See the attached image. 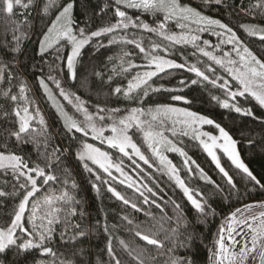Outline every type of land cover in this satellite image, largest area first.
<instances>
[{
  "label": "snow or ice",
  "instance_id": "1",
  "mask_svg": "<svg viewBox=\"0 0 264 264\" xmlns=\"http://www.w3.org/2000/svg\"><path fill=\"white\" fill-rule=\"evenodd\" d=\"M204 2L209 3L210 0H204ZM215 2L219 4L221 0H215ZM76 6L77 0H0V15L6 17L5 30L6 32L10 30L12 34L11 40H5L2 44V47L8 50L11 59L0 60V84L8 85L7 88H0V97L12 105L11 112L0 105V114L7 121L6 126H0L2 128L0 174L11 177V191H5L9 185V180L6 178L0 186V198L18 201L14 203L9 213V222L0 226V254L6 256L9 251H12L19 258L38 252L40 257H51V259H41L35 264H75L74 257L83 256L85 250L77 249L70 257L61 258L55 241V233L60 226L63 227L60 239L65 242H79L80 238L88 237L100 227H103L105 233H109L110 226L106 220L103 225L99 220L94 224L85 225L76 221L77 216L83 219L87 214L81 207L83 201L77 199L76 195L70 191V189L78 188L74 180L70 182L64 178L63 187L58 194L55 190H49L44 196H39L42 190L41 181L43 185L57 181L59 177L55 174V169L62 165L65 154H74L83 169L94 177L91 187L98 195L101 193L102 186L106 185L107 192L123 205L130 206L136 212L144 211L109 183L108 178L117 179L112 173V169H115L124 177L119 180L121 185L126 184L127 188H134L135 192L143 198V204L154 205L159 210L161 213L159 218L151 211L145 212L146 216L159 225L157 231H152L151 228L142 231L139 225H135L130 230L134 231L135 236L145 241L147 245L160 250L161 254L166 252L168 259L164 261V264H191L190 259L174 256L175 250L184 247L186 241L191 239V236L181 239L183 236L181 229L187 226L181 204L171 200L173 215H169L165 207L154 198L156 193L151 187L147 184L137 185L132 176L124 171L123 159L114 162L108 151H103L94 143H89L87 139L91 136L92 140H99L101 144L106 143L110 149H118L119 153L131 161L135 169H140V165L133 159L134 156L149 168L155 167L156 165L150 162L149 157L129 134V130L135 128L142 133L143 141L152 157L158 160L157 170L164 172L170 180L175 182L176 187L182 191L198 216L203 218L201 222H206L209 216L217 215L216 210L208 203V199L204 197L201 190L188 186L180 174V169L163 154L162 149L178 153L183 158L187 173L193 177L198 175L200 180L213 185L214 194L224 189L183 148L176 146L174 141L165 135L166 132H171L173 136L177 134L191 136L193 140L198 141L199 146L211 158L222 179L229 186L227 198L235 196L239 200V206L222 217L214 233L213 246L209 249L210 264H264V210L253 213L255 208L264 209V200L243 202L233 176L222 165L221 157L216 152V149H221L235 169L244 174L253 188L258 186L259 189L264 190V183L240 158L237 141L220 123L192 110L190 106L193 100L185 95H171V101H180L189 107H178L174 103L155 104L146 108L142 106L144 97L149 96V92H160L163 89L162 85L153 87L154 77L159 78L161 74L169 75L170 70L186 69L199 78L190 80L192 85L208 82L214 88L224 92L225 99L221 100L215 95L211 97L213 101L219 103L220 107L244 116H253L252 109L241 106L238 98H251L264 108V59L253 52L228 23L205 14L202 9L183 3V0H104L98 11L85 13L83 24L77 20ZM17 8L21 9L19 13L16 12ZM33 8L36 9L37 17L42 22L38 30L37 43L41 60L49 67L47 81L55 85L59 96L74 110L70 113L64 104L58 102L46 80L42 77L38 78L40 87L44 89L48 100L57 109L62 120L63 135L68 140L66 146L53 145L50 125L39 107H33L35 101L30 100L28 96L30 90L16 67L19 60L15 54L21 52L23 41L29 38L35 28L34 23L29 19ZM136 12L139 14H135ZM239 12L253 18L264 17V0H250L246 7L239 6ZM144 14L154 17L153 21L149 23L142 19ZM17 15L22 16L23 19H15ZM101 17L104 18V22L93 30L92 25ZM172 22H175V27L180 29L179 32L172 30ZM239 28L248 36L258 37L264 41V24L241 23ZM209 32L219 40L214 50L221 49V45H230V50L221 49L223 55L217 56L214 51L207 50L210 46L208 40H203V46H201L199 33ZM145 34H152L159 40H153L151 36ZM103 37H107V45L100 42V38ZM94 38H96V47L119 45L120 51L115 57H107L109 62L116 61L112 64L111 75H108L107 81L104 80V74L101 71L94 70L92 74L102 85L108 82L114 83V76H124L127 79V86L118 84L111 88L108 95L122 94L126 100L141 106L122 110L102 106L98 102L93 106L95 111H90L86 101L76 92L66 90L62 86V81L52 74L57 71V62L63 60L64 63L59 66L60 70L66 68V75L75 80L82 50L90 45ZM127 45H134L139 52L133 53L126 50ZM176 45H192L195 49L192 55L196 56L200 53L223 68L231 81H235V88L229 79L216 74V69L211 64L205 65V71L198 67L197 63H188L187 60L178 63L175 59L160 54L168 53ZM232 53L235 54V58L232 57ZM133 55L140 56L144 63H134L131 59ZM46 57L50 59H45ZM134 69L135 74L128 79V75ZM207 73H211L212 76L210 77ZM13 81H19V83L13 85ZM219 81L222 83H218ZM87 83L85 78L82 86H86ZM179 83L187 87L189 81L181 79ZM13 87L17 88L16 92H13ZM163 90L177 91L176 89ZM122 111L123 115H121ZM77 114L82 118H77ZM10 116L15 119H9ZM202 125H212L218 130L219 135L201 131ZM106 128L110 129L111 135H105ZM13 142L15 147H12ZM26 144H31L37 151L38 161L25 157L17 150L21 145ZM193 165L195 167H192ZM101 170L103 174H107L108 178H104ZM62 171L68 172V169L63 168ZM146 175L149 180L156 183L150 174ZM141 188H144L153 198L150 199L148 195H145ZM121 219L128 225H133V221L127 215L122 216ZM172 222L175 226L164 227L165 224ZM116 227L117 225H111V229ZM161 233L164 234L163 239L159 238ZM116 239L136 264H154L156 261L157 257L146 254V249L132 248L125 240ZM166 243L171 244V247L165 249ZM106 250L110 257L109 264H123L113 247L111 235L108 237ZM0 264H9V262L0 259Z\"/></svg>",
  "mask_w": 264,
  "mask_h": 264
},
{
  "label": "trees",
  "instance_id": "2",
  "mask_svg": "<svg viewBox=\"0 0 264 264\" xmlns=\"http://www.w3.org/2000/svg\"><path fill=\"white\" fill-rule=\"evenodd\" d=\"M104 0H77L76 6V16L77 20L83 24L85 22V13H91L93 10H99V7L102 6ZM250 0H221L219 4L215 0H210L209 3H205L204 0H183V3L189 4L192 7L202 9L205 14L214 16L216 18L222 19L224 22L228 23L234 30L237 31V34L241 37L245 44L255 52L258 56H261L264 59V41H261L258 37L248 36L239 28L241 23H262L264 24V17H249L243 13L239 12V6H247ZM21 9L17 8L16 12L19 13ZM135 12V10H132ZM135 14H139L136 12ZM17 20H22V16H15ZM29 19L34 23L35 28L30 34L29 38L23 41L21 52L15 54L19 60V64L16 65L19 73L21 74L22 79L27 83L29 88L28 96L30 100L35 101L33 107L38 106L41 113L43 114L48 125H50V132L53 136L52 143L53 145H62L66 146L68 143L67 137L63 135V124L60 119L57 109L53 104L48 100L44 89L39 85L38 78H44L49 85V88L52 89L53 94L56 95L59 103H62L66 106L67 110L70 113H73L74 110L62 97L59 96L58 90L55 88V85L51 81H47V76L49 75V67L47 64L43 63L41 56L38 52V39L39 32L38 30L42 26L41 20L37 17L36 9H31ZM142 19L151 23L154 17L144 14ZM104 22V18L101 17L95 21L92 25L93 30ZM6 17L0 15V60H10L11 56L8 54V50L2 47V44L5 40L10 41L12 38L11 31L5 30ZM171 28L174 31L179 32L180 29L175 27V22L171 23ZM146 36H151L153 40H159L158 37L152 34H145ZM201 41L199 42L203 46V40H208L210 46H208L209 51H214V54L217 56H222L223 51L230 50V45H221V49H215L214 46L219 42L218 38L215 35L209 33L199 34ZM100 42L107 45V37L100 38ZM147 43V41H145ZM126 50L138 53L139 50L135 49L134 45H127ZM120 51L119 45H108L104 48L96 47V38L93 39L92 43L86 46L82 50V55L77 65L78 75L75 80L71 79L66 75L67 69L64 68L60 70V65L64 63L63 60L57 62V71L52 73L56 75L58 79L62 81V86L66 90L74 91L79 95L84 101L89 105L90 111H95L93 107L96 103H101L102 106L106 105L109 108H131L133 106H141L139 104H133L131 101L126 100L122 94L109 96L111 88L116 87L118 84L126 87L127 79L124 76L113 77V82H108L101 84L98 78H96L92 73L94 70L101 71L104 74V80L107 81L108 75H111L112 64L116 63L115 60L109 62L107 60L108 56L115 57ZM195 49L192 45H176L168 53L161 52V55H167L168 58L175 59L178 63H183L187 60L188 63H197V66L202 70L206 71L205 65L211 64L216 69V74L224 77L225 79L231 78L228 77L227 73L219 65H215L207 57H203L200 53H197L196 56H193L192 53ZM142 56V54H141ZM232 57L235 58V54L232 53ZM45 59H50L46 57ZM134 63L142 64L144 61L140 56L133 55L131 57ZM126 66V65H125ZM135 69L131 70L128 75V79L131 78V75L135 74ZM212 76L211 73H207ZM87 78V85L82 86V81ZM214 78V77H212ZM181 79L189 81L188 86L184 87L179 83ZM199 79L195 76L194 73L188 72L186 69H175L170 70L169 75L161 74V77L153 78V87L163 86V89H176L174 92H167L163 89L160 92H149V96L144 97L143 107H148L155 104H164V103H174L178 107H189L188 105L183 104V102L171 101V95H185L189 99L193 100L192 105L190 106L192 110L199 112L203 115H207L210 118L214 119L216 122L220 123L223 127L226 128L237 141V150L240 154V158L243 162L250 168V170L257 176L258 179L264 183V108L260 107L258 103L251 99L245 97H239L238 101L241 103V106L251 108L253 111V116H244L230 109H225L220 107L217 101H213L211 97L213 95L219 97L221 100L225 99L224 92L218 88H214L208 82H202L200 84L192 85L190 80ZM19 81H13V85L18 84ZM218 83H222L219 81ZM232 85L235 88V81H231ZM6 83L0 84V88H7ZM13 92L17 91L16 87H13ZM233 103L237 101H232ZM0 105L4 106L9 112H11L12 105L7 102L3 97H0ZM123 111L121 115H123ZM77 118H82L77 114ZM9 119L14 120V117H9ZM7 121L2 118L0 114V126H6ZM203 130L210 133H215L216 129L212 125L203 127ZM2 131V128H0ZM110 129H105V135H111ZM129 134L133 137V141L141 147V150L149 157L150 162L156 165L155 167L149 168L147 165H144L143 161H140L138 157H133L136 162L140 165V169H135L131 161L124 157L123 154L119 153L117 149H110L105 144H101L99 140H92L89 136L88 142L94 143L97 147L108 151L113 157L114 162H119L120 159H123L124 171L128 173L132 178L137 182V185L147 184L148 187H151L156 193L154 197L158 203L165 207V210L169 215H173L171 200H175L177 203H180L183 209V214L187 221L186 228H182L181 232L183 236L181 239L187 236H191L190 240H187L184 247H179L175 250V257H183L186 260L190 259L191 264H210L209 262V249L213 246L214 233L217 231V227L221 222L223 216H225L231 209L239 206V200L233 196L228 199V190L229 186L226 181L222 179V175L219 173V170L216 169L214 163L211 161V158L199 146L198 141L193 140L191 136H182L177 134L173 136L171 132H166L170 139L174 141L176 146L183 148L189 156H191L203 169L204 171L218 184H220L224 191L216 192L214 194V186L211 184H206L204 181L199 179V176H190L187 173V170L183 164V158L176 152H170L166 149L163 150V154L170 159L173 164H175L180 169V174L182 178L186 180L188 186L192 189H199L204 193V197L208 199V203L216 210L217 215L207 217L206 222H201L203 218L198 216V213L193 208V206L187 201L186 197L183 196L182 191L176 187L175 182L169 179V176L164 172L157 170L159 167V162L147 149V145L143 141L142 133H140L135 128L129 130ZM251 141V143H249ZM12 147H15L13 142ZM25 157L38 161L39 157L37 151L33 148L31 144L21 145L17 149ZM130 151V150H129ZM75 152V146L73 147V153ZM218 155L221 157V163L233 176L237 188L241 193L243 202H252L264 200V190L259 189L257 186L253 188V185L248 183L244 174L231 164L230 160L222 152H218ZM43 163V161H39ZM95 167V166H94ZM192 167H195L194 165ZM67 168L68 172H63L62 169ZM142 170V171H141ZM102 173V170H101ZM113 176L117 177L116 180H112L107 177V174H103L104 178L109 179V183L117 188L126 198L135 202L139 207L143 208L144 211L136 212L130 206L123 205V203L117 200L107 192V186H102L101 193L98 195L95 190L91 187V181L94 180V177H91L88 172H86L80 162L75 158V155L65 154L63 157V163L59 168L55 169V174L59 177L57 181L49 182L48 185H43L41 181L42 190L39 193V196L42 197L49 190H55L57 194L63 187V180L67 178L70 182L74 180L78 185L77 189H70L73 194L76 195V198L82 200L81 205L82 209L86 212V216L81 219L77 216L75 219L77 222L82 225L85 224H94L95 221L99 220L101 225L106 222L110 226L109 233L103 231V227L88 237H83L79 239V242L72 241H61L60 232L63 230V227L60 226L55 233V241L58 245V253L61 254V258L70 257L72 253L83 248L85 254L83 256L74 257L75 264H109L110 257L107 254L106 244L109 235L113 237V247L116 250V253L121 258L123 264H136L135 261H132L131 258L127 255V252L122 249L118 243V239L125 240L132 248H143L146 249V254L151 256H156L157 259L154 264H164V261L168 259V254L164 252L161 254L160 250L156 249L154 246L147 245L145 241L139 239L134 234V231H131L135 225L140 226V230L147 231L151 228L152 231H157L159 225L156 224L150 217L145 215V212L151 211L157 218L161 215L158 209L154 205L143 204V198L139 196V193L135 192V189L127 188L126 184L121 185L119 183L120 179H124L120 173L116 172L115 169H112ZM146 174H150L156 183H153L147 178ZM9 180L8 187L5 188V191H11V177H4L3 174H0V186L3 185L4 179ZM99 183V182H97ZM145 192V195H148L150 199L153 197L148 193L144 188H141ZM235 192L236 190H232ZM39 198V197H37ZM0 226H4L9 222V213L12 210L15 202L11 198H0ZM127 215L132 221L133 225H128L126 221L122 220L121 217ZM111 225H117L115 229H111ZM174 222L165 224L164 227L170 228L173 227ZM163 233L160 235V239H163ZM171 247V244L166 243L165 249ZM0 259L6 260L9 264H35L36 261L41 259H51V257H40L38 252H32L28 255L16 257L12 251H9L6 256L0 254Z\"/></svg>",
  "mask_w": 264,
  "mask_h": 264
},
{
  "label": "rangeland",
  "instance_id": "3",
  "mask_svg": "<svg viewBox=\"0 0 264 264\" xmlns=\"http://www.w3.org/2000/svg\"><path fill=\"white\" fill-rule=\"evenodd\" d=\"M199 34H201V33H199ZM206 126H208V125H202V126H200V130L201 131H205V130H203V127H206ZM177 131H179V130H177ZM205 132H208V131H205ZM212 135H219V133H218V130H216V132L215 133H211ZM199 143V142H198ZM106 146H108L106 143H104ZM103 151H105L104 149H102ZM118 150V149H117ZM216 152H217V154H218V152H222V150L221 149H216ZM223 153V152H222ZM262 210H264V209H260V208H255V209H253V213H258V212H260V211H262Z\"/></svg>",
  "mask_w": 264,
  "mask_h": 264
}]
</instances>
